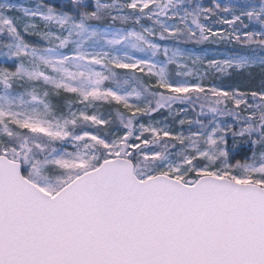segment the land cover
Here are the masks:
<instances>
[{
    "label": "snow or ice",
    "instance_id": "obj_1",
    "mask_svg": "<svg viewBox=\"0 0 264 264\" xmlns=\"http://www.w3.org/2000/svg\"><path fill=\"white\" fill-rule=\"evenodd\" d=\"M0 264H264V0L0 2Z\"/></svg>",
    "mask_w": 264,
    "mask_h": 264
},
{
    "label": "rangeland",
    "instance_id": "obj_2",
    "mask_svg": "<svg viewBox=\"0 0 264 264\" xmlns=\"http://www.w3.org/2000/svg\"><path fill=\"white\" fill-rule=\"evenodd\" d=\"M0 2H3V0H0ZM9 2H13V3H18V4H22V3H27L28 0H19V1H11L9 0ZM203 2L205 4H208L209 3V0H203ZM230 0H220V3L222 4H226V3H229ZM231 2H234V0H231ZM48 3H52V1L48 0ZM55 5V4H53ZM56 5H61V4H56ZM216 27H222L220 25H217ZM201 49H204L205 50V53L203 54H207L209 56H211L212 53H216V58H223L222 56H220V53H225V54H231L234 50L233 49H228V50H219V49H214V48H211V49H207V48H196V50L199 52L201 51Z\"/></svg>",
    "mask_w": 264,
    "mask_h": 264
},
{
    "label": "trees",
    "instance_id": "obj_3",
    "mask_svg": "<svg viewBox=\"0 0 264 264\" xmlns=\"http://www.w3.org/2000/svg\"><path fill=\"white\" fill-rule=\"evenodd\" d=\"M11 1H19V0H11ZM52 1L53 4H64L65 0H50ZM189 47H194V48H207V49H219V50H228V49H233L230 46H226V45H212V44H204V45H200V46H193V45H189ZM235 50V49H233ZM237 82H242V83H247L246 81H243L242 78H237V80L232 81V83H237ZM257 82H258V76H257Z\"/></svg>",
    "mask_w": 264,
    "mask_h": 264
}]
</instances>
